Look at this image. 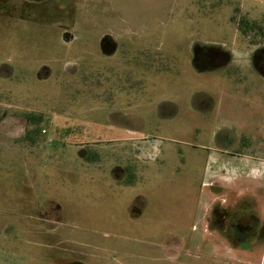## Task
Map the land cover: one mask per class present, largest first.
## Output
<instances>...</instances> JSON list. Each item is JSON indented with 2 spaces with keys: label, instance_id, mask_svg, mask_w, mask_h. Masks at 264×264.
Masks as SVG:
<instances>
[{
  "label": "rangeland",
  "instance_id": "1",
  "mask_svg": "<svg viewBox=\"0 0 264 264\" xmlns=\"http://www.w3.org/2000/svg\"><path fill=\"white\" fill-rule=\"evenodd\" d=\"M258 47L264 0H0V264H264Z\"/></svg>",
  "mask_w": 264,
  "mask_h": 264
},
{
  "label": "flooded vegetation",
  "instance_id": "2",
  "mask_svg": "<svg viewBox=\"0 0 264 264\" xmlns=\"http://www.w3.org/2000/svg\"><path fill=\"white\" fill-rule=\"evenodd\" d=\"M200 44H205V43H200ZM206 45H209L210 47L212 46L213 47L212 49H216L215 51H211L209 55V57L211 58L210 60H212L213 64L215 65L227 64L228 67L231 65L232 62L229 63V61H232L234 53L230 49L220 44H206ZM99 46H100L99 50L104 56H111L117 50V42L111 35L103 36L99 42ZM193 56H194V49H193ZM248 57L250 62L253 64L251 66L254 67L253 68L254 72L259 74L262 73V71H264V49L258 47L254 50H251L248 53ZM224 58L227 61L226 63L223 62ZM59 264H84V262L80 259L71 258Z\"/></svg>",
  "mask_w": 264,
  "mask_h": 264
},
{
  "label": "trees",
  "instance_id": "3",
  "mask_svg": "<svg viewBox=\"0 0 264 264\" xmlns=\"http://www.w3.org/2000/svg\"><path fill=\"white\" fill-rule=\"evenodd\" d=\"M239 25L243 27V32L245 34H247L249 31H254V32L262 31V28L258 26L257 23L251 24L247 20H241L239 22ZM212 48H213L212 46L210 47L209 45H206V44H200V45L195 44L192 64L198 73H212V72H216V71H219L220 69H224L225 67H227V64H223V65L213 64V66H211L210 64L211 58L209 57V55L211 51L216 50ZM205 57L207 59H205ZM230 62L231 61H229V63ZM82 153H83L82 151H79L81 158H83V155L81 156ZM251 226H252L251 223L250 224L244 223L243 225H239L240 228L238 232L240 234L244 233L246 237L247 235H250V233H253V228ZM240 231H242L243 233H241Z\"/></svg>",
  "mask_w": 264,
  "mask_h": 264
}]
</instances>
